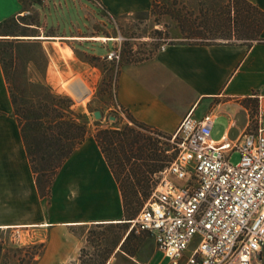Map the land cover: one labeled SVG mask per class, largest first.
I'll use <instances>...</instances> for the list:
<instances>
[{
  "label": "crops",
  "instance_id": "crops-1",
  "mask_svg": "<svg viewBox=\"0 0 264 264\" xmlns=\"http://www.w3.org/2000/svg\"><path fill=\"white\" fill-rule=\"evenodd\" d=\"M245 1L264 12V0ZM98 2L121 16L149 11L152 0ZM20 11V0H0V22ZM261 39L250 46L168 45L120 69L115 102L136 121L171 136L189 112L198 119L211 113L212 128L223 120L216 141L235 144L256 129L259 116L264 119V29ZM123 219L116 181L93 138L59 169L50 197L39 196L0 66V231H9L21 245H42L36 264H78L91 227H118L119 242L105 264H169L153 238L148 247V237L137 229L136 249H125L133 227ZM254 264H264V247Z\"/></svg>",
  "mask_w": 264,
  "mask_h": 264
},
{
  "label": "trees",
  "instance_id": "trees-1",
  "mask_svg": "<svg viewBox=\"0 0 264 264\" xmlns=\"http://www.w3.org/2000/svg\"><path fill=\"white\" fill-rule=\"evenodd\" d=\"M20 2L21 11L0 22V66L12 106V115L18 125L35 186L39 196L48 199L59 169L90 134L86 122L74 112V103L70 97L57 94L49 85L42 81H32L27 76L26 69L31 64L43 77L46 58L39 46L41 40L36 39L40 36L38 21L19 16L23 11V0ZM223 5L219 11L210 5L201 9L200 16H195L187 3H182L181 0H152L149 11L141 13L155 16L158 24L165 19L172 22L180 33L174 38L199 41L190 44L210 45L214 44L212 40L220 39L224 43L239 42L250 46L253 42L262 41L264 12L245 0H226ZM154 33L161 35L159 30ZM33 45H38L42 56H20L21 47ZM148 59L150 57L129 64H138ZM41 64L42 69L39 70ZM119 72L120 68L117 67L116 82ZM112 78L109 76L110 80ZM123 111L131 126L98 130L92 138L116 181L123 220L129 228L149 199L158 173L175 159L177 151L168 142L170 135L136 121ZM151 133L165 140L163 147H157L151 141L148 136ZM132 232L133 229L124 243L129 240ZM90 235L88 233L87 243H97L99 247L104 238L96 242V239H90ZM119 239L120 236L117 235L111 249L98 252L96 256L101 258L99 264L106 263ZM33 247L42 250V245ZM38 255L31 254L33 262Z\"/></svg>",
  "mask_w": 264,
  "mask_h": 264
},
{
  "label": "built area",
  "instance_id": "built-area-1",
  "mask_svg": "<svg viewBox=\"0 0 264 264\" xmlns=\"http://www.w3.org/2000/svg\"><path fill=\"white\" fill-rule=\"evenodd\" d=\"M212 123L211 113L182 118L171 137L176 157L131 222L169 264H254L264 247V119L235 144L212 140Z\"/></svg>",
  "mask_w": 264,
  "mask_h": 264
},
{
  "label": "rangeland",
  "instance_id": "rangeland-1",
  "mask_svg": "<svg viewBox=\"0 0 264 264\" xmlns=\"http://www.w3.org/2000/svg\"><path fill=\"white\" fill-rule=\"evenodd\" d=\"M226 0H181L186 2L195 16H200L201 9L211 5L218 11L222 10ZM23 11L19 16L37 19L38 35L45 37L40 41V49L46 58L45 74L42 77L39 71L28 65L27 76L32 81H42L49 85L57 94L66 95L73 101V110L87 125L90 137L98 131L105 129H121L126 125L131 126L126 113L115 102V70L135 60L153 57L161 52V47L171 44L198 43L194 40L174 38L180 34L179 30L168 20L157 23L158 18L153 15L137 12L114 16L104 10L98 0H23ZM161 31V35L154 33ZM53 35V36H51ZM39 36V37H40ZM70 37V38H69ZM97 39H91V38ZM107 40H101L100 38ZM47 38H50L47 40ZM72 38V39H71ZM233 39H231L232 41ZM225 42L220 39L212 43ZM38 45L21 47L20 56H42ZM114 52L117 58L109 59V54ZM97 58V59H92ZM130 65V64H129ZM134 65V64H131ZM42 69V64L39 70ZM109 76L113 78L110 80ZM74 82L81 93H87L86 98L77 102L74 94L69 90V84ZM99 111L101 117L95 119L93 113ZM223 127V120L218 119L211 130V138L216 141L219 131ZM151 141L157 147H163L165 140L157 134L151 133ZM170 140L169 144H173ZM174 145V144H173ZM229 163L236 165L239 161L237 152L231 153ZM147 236L148 247L152 237L148 232L133 227V232L124 247L133 251L138 241L134 230ZM90 239L101 240L97 243H87L80 254L78 264H99L100 250L112 248V243L117 235L120 236L121 228H94L87 232ZM198 237L193 238L190 248L194 247ZM145 244V245H146ZM37 246V245H36ZM0 264H36L42 250L32 245H21L14 240L9 231H0ZM21 249V250H20ZM38 253L34 258L31 254Z\"/></svg>",
  "mask_w": 264,
  "mask_h": 264
},
{
  "label": "water",
  "instance_id": "water-1",
  "mask_svg": "<svg viewBox=\"0 0 264 264\" xmlns=\"http://www.w3.org/2000/svg\"><path fill=\"white\" fill-rule=\"evenodd\" d=\"M45 37H42V36H40V37H36V39H39V40H43ZM48 39H50V38H47V40ZM69 90L76 96V101L77 102H79V101H83L85 98H86V96H87V93H81L79 90H78V88H77V86L75 85V83L74 82H72V83H70L69 84ZM93 117L95 118V119H98V118H100L101 117V114H100V112L99 111H95L94 113H93Z\"/></svg>",
  "mask_w": 264,
  "mask_h": 264
},
{
  "label": "bare ground",
  "instance_id": "bare-ground-1",
  "mask_svg": "<svg viewBox=\"0 0 264 264\" xmlns=\"http://www.w3.org/2000/svg\"><path fill=\"white\" fill-rule=\"evenodd\" d=\"M69 38H70V37H69ZM71 39H72V38H71ZM91 39H97V38L94 37V38H91ZM100 39H101V40H105V41L107 40V39L104 38V37H102V38H100ZM74 96H75V95H74ZM75 97H76V96H75ZM79 102H81V101H79Z\"/></svg>",
  "mask_w": 264,
  "mask_h": 264
}]
</instances>
